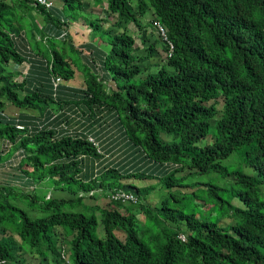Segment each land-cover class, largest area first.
<instances>
[{
	"label": "trees",
	"instance_id": "obj_1",
	"mask_svg": "<svg viewBox=\"0 0 264 264\" xmlns=\"http://www.w3.org/2000/svg\"><path fill=\"white\" fill-rule=\"evenodd\" d=\"M10 2L0 0V97L28 118L20 121L27 129L19 131L0 114V140H11L13 154L21 152L24 186L32 181L38 189L0 185V264H264V71L259 68L264 0H95L103 10L92 21L93 33L106 40L108 51L96 58L101 46L94 50L82 44L79 50L67 36L50 38L52 50L43 53L51 62L43 67L49 79L44 85L8 70L11 63L27 61L9 35L35 37V29L44 31L29 17L34 13L49 24L59 23V30L62 25L29 0H18L17 18ZM155 21L174 46L148 30ZM46 36L44 31L41 40L35 38L37 51H43ZM81 53L91 59L79 66V86L53 88V78L62 83L75 79L73 57ZM107 122L123 131L125 150L132 155L118 170V160L99 162L105 157L86 137L67 132L75 127L97 135ZM107 142L116 146L112 138ZM236 152L255 175L224 165ZM136 167L150 174L139 177L143 173L132 171ZM157 173V186L170 190L190 188L196 175L227 178L232 187L228 209L219 204L230 213L211 220L171 209L166 200L152 209L143 202L147 189H137L142 199L137 213L109 202L86 215L75 212L82 198L46 200L39 189L50 183L56 191L76 194L97 188L100 180L120 185L122 178L146 181ZM201 188L207 194L224 190L213 183ZM170 198L186 202L177 190ZM235 199L241 204L235 206ZM209 206L204 202L203 211ZM142 211L151 225L139 228ZM58 227L74 237L68 242L70 262L62 258L59 244L67 238ZM181 233L187 242L178 238Z\"/></svg>",
	"mask_w": 264,
	"mask_h": 264
},
{
	"label": "clouds",
	"instance_id": "obj_2",
	"mask_svg": "<svg viewBox=\"0 0 264 264\" xmlns=\"http://www.w3.org/2000/svg\"><path fill=\"white\" fill-rule=\"evenodd\" d=\"M49 1H51L53 3V7L49 10L45 9L44 7H42V9L45 10L46 13L52 14V11L54 10V7H55V3L53 0H49ZM29 2L33 5H35L32 1H29ZM35 6H38V5H35ZM63 22H64V20H63ZM156 23H159L162 26V28H163V25L158 21L157 22L155 21L154 24H152V27H154V29L157 31L159 37L163 40L162 36L160 35V33L158 31V27H157ZM90 26H92V25H90ZM90 26H88V27L91 29V32H93L94 29ZM80 28H82V27H80ZM82 29H84V28H82ZM34 33H35V37H33V36L28 37V35L25 32L21 36H18L16 33H11L9 35L11 40L17 44L19 52L27 60L26 63H24L23 65H20L21 67L15 63H11L9 66V69H8L11 72L20 74L19 77L21 80L27 79L29 69L33 66L34 63H36L38 61L37 56L42 57V61L44 62L43 66L47 67V64L51 63L48 60V57L44 58V56L48 55V53L51 52V50H52V46L49 44L50 38L55 37L58 40V39H63L64 37L67 36L66 32H64L63 34H61L57 37L56 36H49V37L46 36L44 41L42 42L43 51H40L39 49H38L39 51H37L36 40L37 39L41 40V35H43V34L39 33V32H34ZM35 38H36V40H35ZM171 44L173 45L172 42H171ZM45 52H46V55L43 54ZM12 66H14L15 68L13 70H10ZM259 68L261 71H264V57L260 58V60H259ZM56 80H57L56 86L62 85V84H66L68 86H74V87L79 86V84L74 83V81H72V80L67 81L65 83H62L61 78H57ZM58 80L60 81L59 83H58ZM0 102L3 104V108H0V114H2V113L7 111L9 100L6 99V97H0ZM6 105H7V107H6ZM16 108L18 109L17 114L12 115V117H10V118H13L12 122L14 124H16L15 126H16L17 130L24 131L27 129V126L20 122L21 121L20 119H22L21 118L22 115L19 112H21L22 110L18 107H16ZM8 120L11 121L10 119H8ZM62 121H63V117L61 116V120L58 123H60ZM77 124L83 125V123H77ZM74 125H76V124H73V126ZM76 127H78V125ZM67 132H69V134H71V136L77 135L79 137H86L85 140L94 146V148L97 150L99 155L105 157V159H101V160H99V162L105 163L106 161L107 162L109 161V165H112L116 162V160H118L119 156L114 152V149L111 150L112 153L108 152L104 147H102V144L97 139V137L95 135H91V134L89 135L87 133L88 131L86 129H79V131H78L77 128L71 127L70 129L67 130ZM11 148H12L11 140H8V139H1L0 140V185L12 186V187L20 188V189H23V190L29 191V192L35 191L37 189V187H36L37 184H34L32 181L27 186H24V180L23 179L20 178V179H17L16 181H14V180H12V178L10 176V172H3L7 169L13 170L16 168L17 170H19V173H20L19 176L21 175L22 171L20 168V164H18L21 152L16 151L15 154H13L11 151ZM10 153H11V155H10ZM7 156H9V158L5 159V157H7ZM83 158H86V157L84 156ZM117 163H118V161H117ZM115 168H116V170L119 169V167H117L116 165H115ZM95 177L99 178L98 175H95ZM123 179H125V181L132 180L130 178L129 179L128 178H122V180ZM122 180L120 181V185H117L115 183V181H113L111 183H104L103 180H100V181L96 182V184H98L97 188L91 189L87 192H84L83 190L78 189L76 194H74L68 190L66 191V189H65V192L71 196L70 198L58 196L56 190L53 189V193L47 192L46 200H50L51 198H63V199L82 198V201H83L82 205L78 206L75 209V212L83 213L86 215H92L94 213V211L92 210L93 207L99 206V207L104 208L105 206H107V204L109 202L118 203V204H121V205H124L127 207H131V208L132 207H139V205L142 203V199L137 194V189H148V188L135 187L134 190H129L125 186L130 185V184H134V183L132 181L129 183H126V182H123ZM42 186L43 185H41L40 187H42ZM61 191H63V190H61ZM99 192L101 193V196H103L105 199V201L103 203H100V204H98V202H97V197H98L97 193H99ZM150 194H151V192H143V195L145 198V201H143V202L146 203L147 195H150ZM127 197H129V198L127 199ZM89 200L92 201V204L87 203V201H89ZM157 203L158 204L160 203L159 199H158ZM146 204L148 205V207H150L149 202ZM227 204L228 203H225L223 205L227 206V209H228ZM157 206H155L154 208H157ZM154 208H152V209H154ZM139 216L146 218V215L143 211L138 214V217ZM97 217L99 220H102L101 215L97 214ZM144 226L145 225H143V226L139 225V221H138V227L139 228H144ZM58 230L67 238L66 239L67 243H60L59 244V249H60L62 258L65 260V262H70V258H69L70 257V244L68 242L73 241L74 237L73 236H67L60 227H58ZM102 230H103V228H99V234H100V231H102ZM100 235H103V234H100ZM178 238L182 242H187V238H186L184 233H181Z\"/></svg>",
	"mask_w": 264,
	"mask_h": 264
},
{
	"label": "rangeland",
	"instance_id": "obj_3",
	"mask_svg": "<svg viewBox=\"0 0 264 264\" xmlns=\"http://www.w3.org/2000/svg\"><path fill=\"white\" fill-rule=\"evenodd\" d=\"M54 2L56 0H53ZM56 3V2H55ZM66 6V5H65ZM61 10H63V14L66 18H68L71 22H74V18L73 15H75L78 19H85V15H84V10L80 12H77L75 10H69L68 8H64V5H61ZM78 7V6H77ZM79 13V14H78ZM106 13V12H105ZM37 21V25L42 26L41 22H44V20L42 19L41 16L35 18ZM89 23L91 24L93 19L90 18L88 19ZM112 21H115L114 18H112ZM148 23V20L144 21V25ZM95 25V27H98V25H96L95 23H93ZM93 28V25L91 26ZM94 27V28H95ZM85 31L84 34L79 35L77 38H85V40L87 39L88 41H92V44L94 47L99 48L101 46V49H106L107 46L104 44L106 43V40H102L100 37H93V34L91 32V29L88 27V25L86 27H84ZM148 30H153L154 33H156L157 38H159V35L157 33V31L155 29H153L154 27L150 26L147 27ZM77 43V41H76ZM139 43V40H138ZM109 47V46H108ZM108 49V48H107ZM74 61L75 64H77V73L78 76L75 78V80L79 79V77L81 78L82 70L79 67L80 64L79 62L82 61L81 57H79L78 55H75L74 57ZM15 67L12 66L10 70H13ZM74 83L78 84L79 80L74 81ZM11 110H15V109H7V113L9 114V111L11 112ZM244 160L241 156L240 152H236L235 154H233L230 158H228L227 160L224 161V165L227 166H231V167H239L241 168L245 173L250 174V175H255V171L244 164ZM147 168H149V165L147 166ZM146 167H136L134 168L132 171H140L141 173H143L142 175L139 174V177H142L144 174V176H148L150 174V170L147 169ZM3 172H10V176L12 178V180L16 181L17 179H20L21 177L19 176V170H17L16 168L13 170H5ZM2 175V174H1ZM159 175V174H158ZM192 183L194 184H190L191 187L190 188H176V189H167L165 188L162 184L161 187H158L157 184L160 181V178L158 176H151L148 180L146 181H140L137 179H133V180H127L125 181V179H123V182L129 183V182H133L134 184H130V185H126L125 187H127L129 190H134L135 187H140V188H148L147 191L151 192L150 195H147V201L146 203L149 202V206L151 208H154L155 206L160 207L162 202L164 200L167 201V207L171 208V209H177V210H182L184 212L190 213V212H195L197 214H203L207 217H209L211 220H217V218L224 212V214L230 213L227 209L225 208H221L219 203L225 204L227 203V199L229 196H231V192H232V187H231V183L229 182V180H227V178L220 176L217 173H209V174H202V175H196L193 179H192ZM189 183V181H188ZM209 183H213L216 185H219L222 189L221 192L213 193V192H208L209 194H207L206 192H204L202 190L201 187H205V189L208 188V184ZM47 191L53 193V186L50 183H47ZM38 189V188H37ZM144 189H142L143 191ZM178 191L179 195L182 197L186 198V202L183 203H179V202H175L173 199L170 198V195L172 194V192L174 191ZM186 191L190 194L187 196H183V193H186ZM153 193V194H152ZM98 197H97V202L98 204L103 203L105 201L104 197L101 196V193H97ZM193 196V201H189V197ZM169 198V199H168ZM158 199L160 200V203L158 204L157 201ZM261 200L262 202H264V195H261ZM192 202V203H191ZM207 203L208 205H210L208 207V209L210 210H205L203 211V203ZM88 204H92V201L89 200L87 201ZM241 204V202L237 199L234 200V205L237 206ZM213 207V210H211ZM264 211V209H262ZM139 211V207H133V212L137 213ZM139 219V225L143 226L146 224L151 225V222L145 218V217H138ZM186 227V226H184ZM101 228V227H100ZM100 234H103L102 231H100Z\"/></svg>",
	"mask_w": 264,
	"mask_h": 264
},
{
	"label": "crops",
	"instance_id": "obj_4",
	"mask_svg": "<svg viewBox=\"0 0 264 264\" xmlns=\"http://www.w3.org/2000/svg\"><path fill=\"white\" fill-rule=\"evenodd\" d=\"M8 1L10 2V0H8ZM11 1H12L11 2L12 3L11 6H13L12 13H14V11H15L16 14L14 13L13 15L14 16L16 15L17 18H18L20 16V14H21L19 2H18V0H11ZM55 2H54L55 3V7H54V10L52 11V17H54V19H55L54 21H60V23L62 25V28L59 30V28H57V24H59V23H56L55 22L56 24L55 23L54 24H49L47 20H46V22H45V20H44V22H41V25L42 26L37 25V22H36L37 20L35 19V18H37V16L34 13L32 16H29V17H32L33 22H35L36 26H39V27H42V28L43 27H46L44 29V31L47 32V37H49V36H55V34H57L56 35V37H57V36L63 34L64 32H66L67 33V38H70L73 41V43L76 45V48H78L79 50H80L79 47L82 46V44H85V45L88 44V46H90V47L93 46V44L91 42H93L94 40H92L90 42L87 39L85 40L84 37L83 38H77V37L79 35H81V32H82V34H84V32L87 31V30H85L84 27H86L87 25L90 26L92 24V23L91 24L89 23L88 19L92 18L93 21H95V20H98L100 18V11H102L103 8L101 6H97L95 4V0H77L76 2H75V0H72L71 1L72 3L71 4L69 3V5H67L68 4L67 0H56ZM61 5H64V8L66 7L69 10H72V11H73L74 8H76L75 6L80 7L79 10H75V11L81 13V11L84 10V15H85L86 18L85 19H83V18L82 19H80V18L78 19L75 15H73L74 22L73 21L71 22L68 18H66L64 16L63 10H61V7H60ZM41 12H42V10H41ZM63 20H64V22H63ZM16 21H17V19H14V22H16ZM80 27H82L84 29H82ZM103 27H104L103 29H107L110 26L106 25V26H103ZM44 31H42V29H41V33L42 34L44 33ZM34 32H38V31H36V29H35ZM92 34H93V37H94L95 35H94L93 32H92ZM76 41H77V43H76ZM93 48H94V50L96 49L94 46H93ZM107 51H108L107 48L106 49H97V53L96 54L93 53V54H94V56L96 58L99 56L102 59L103 56H104V54ZM67 52L68 53H74V51H72L68 47H67ZM37 57H38V61L36 63H34L33 66L29 69V73H28L27 79L30 82L36 81L35 83H37V81H38L37 84H39V85H42L43 84L44 85L45 84L44 80L47 78L48 73L43 68L44 67L43 66L44 65V62L42 61V57H40V56H37ZM80 57H81L82 61H80L79 64L86 65V66H88L90 64V62H89V58L90 57L89 56H86L83 53H81L80 54ZM74 67H76V66L73 64V68ZM50 76H51V78H53V75H50ZM77 76H78V73L75 75V78ZM56 79L57 78H55V79L53 78L52 81H51L53 88L56 85V82H57ZM48 80L49 79L47 78V81ZM72 81H75V79H73ZM66 87H68V85ZM28 88L32 92V91H34L35 86L28 84ZM6 107H7V105H6ZM16 107H17L16 105H14L11 101H9L8 102V108L7 109L10 110V109L13 108L15 110H11V112L9 111V114L6 111V112L2 113V115L5 116V117H7L8 119H10L12 121L13 118H10V117H12V115H16L17 114L18 109ZM19 113H21V112H19ZM23 117H24V115L21 117L22 118V119H20L21 121L23 119H25V118H28V116L26 117V115H25L24 118ZM25 125H27V124H25ZM92 125H93V123L91 122L90 123V127H89L90 130L92 129ZM94 125L100 126L98 124V122H94ZM30 128H31V126H30ZM96 130L97 129L95 128L94 131H96ZM119 131H121V129L119 128V126L117 128V126L114 127L109 122H107V123L104 124V127L102 129H99L98 130V133L95 136L101 142L102 147H104L108 152H111L112 153V151H111L112 149H115V150L117 149L116 152H117L119 158H118V163L116 164V166L120 168L121 166H124L125 163L127 164L128 158L129 157H132V155L130 153H127V151L125 150L126 147H127L126 145H128V144H127V141L125 140L123 131H121V132H119ZM111 138H112V140H113V142L115 143L116 146H114L112 144H109L107 142V140L108 139H111ZM124 141H126V144L123 143ZM148 163L150 164L152 162L149 161ZM152 165H154V164H152ZM152 165H149V167H150V169L153 170L154 168H153ZM154 172H156V171H154ZM158 174H160V173H157L156 176H158ZM39 189H41L42 192H45L44 195L47 194V192H48L46 185H43ZM56 192H57V195L60 196V197H66V198H70L71 197L65 191H56Z\"/></svg>",
	"mask_w": 264,
	"mask_h": 264
},
{
	"label": "built area",
	"instance_id": "obj_5",
	"mask_svg": "<svg viewBox=\"0 0 264 264\" xmlns=\"http://www.w3.org/2000/svg\"><path fill=\"white\" fill-rule=\"evenodd\" d=\"M29 1H32L35 5H38V6H41V7H44L45 9L49 10L53 7V3L49 0H29ZM157 27H158V31L160 33V35L162 36L163 40L164 41H168L169 44H171V42L168 40L167 38V34L165 32V30L162 28V26L159 24V23H156ZM171 46H173L171 44ZM60 81L58 80V83ZM129 197H127L128 199Z\"/></svg>",
	"mask_w": 264,
	"mask_h": 264
}]
</instances>
